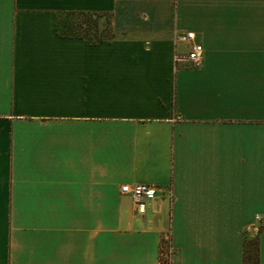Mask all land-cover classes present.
Segmentation results:
<instances>
[{
	"label": "crops",
	"instance_id": "crops-1",
	"mask_svg": "<svg viewBox=\"0 0 264 264\" xmlns=\"http://www.w3.org/2000/svg\"><path fill=\"white\" fill-rule=\"evenodd\" d=\"M126 184L161 193L140 214ZM257 217L264 0H0V264H264Z\"/></svg>",
	"mask_w": 264,
	"mask_h": 264
},
{
	"label": "built area",
	"instance_id": "built-area-1",
	"mask_svg": "<svg viewBox=\"0 0 264 264\" xmlns=\"http://www.w3.org/2000/svg\"><path fill=\"white\" fill-rule=\"evenodd\" d=\"M204 59V49L201 44L195 45L186 55H177L176 62L190 64L192 67L201 66ZM121 194L132 199L138 213L144 214L147 204L156 200L161 193V189L145 184H126L121 187ZM263 217H257L259 222L263 221ZM169 246L162 245L160 253V264H172L175 251L169 241Z\"/></svg>",
	"mask_w": 264,
	"mask_h": 264
},
{
	"label": "trees",
	"instance_id": "trees-1",
	"mask_svg": "<svg viewBox=\"0 0 264 264\" xmlns=\"http://www.w3.org/2000/svg\"><path fill=\"white\" fill-rule=\"evenodd\" d=\"M81 16L83 17H90L92 15H88V14H81ZM95 17H98V15H95ZM92 20H87L81 24H77V27H80L79 30H83L85 32H87L89 34H91V32L93 31V36L95 38V40L97 41H102L103 39H107V38H111L112 32L109 29V25H110V19L109 17L106 18V27L104 30L100 31L99 30V26L97 24V22H94ZM84 26L88 27L85 29ZM90 28V29H89ZM162 245H166L169 246V243L166 241H162ZM260 262V256H259V241L258 239H254V240H245V244H244V263L245 264H259ZM171 264V263H170Z\"/></svg>",
	"mask_w": 264,
	"mask_h": 264
},
{
	"label": "rangeland",
	"instance_id": "rangeland-1",
	"mask_svg": "<svg viewBox=\"0 0 264 264\" xmlns=\"http://www.w3.org/2000/svg\"><path fill=\"white\" fill-rule=\"evenodd\" d=\"M87 20H92L94 22H97L99 26V30L102 31L106 27V17L103 16H90V17H83V16H74L71 14H62L59 17V22H58V28L60 32L63 35H85L87 32L84 33V31L81 32L80 27H77L76 24H81ZM91 21V22H92ZM84 28L88 30L87 26H84ZM90 29V28H89ZM78 30V31H77ZM91 33H94L93 31Z\"/></svg>",
	"mask_w": 264,
	"mask_h": 264
}]
</instances>
